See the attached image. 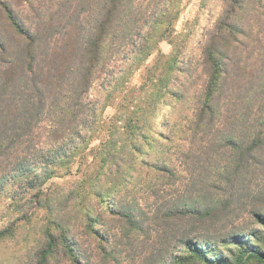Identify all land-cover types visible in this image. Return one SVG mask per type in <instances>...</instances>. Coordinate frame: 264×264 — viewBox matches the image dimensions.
Masks as SVG:
<instances>
[{"label": "rangeland", "instance_id": "obj_1", "mask_svg": "<svg viewBox=\"0 0 264 264\" xmlns=\"http://www.w3.org/2000/svg\"><path fill=\"white\" fill-rule=\"evenodd\" d=\"M6 1L49 52L69 34L91 31L106 3ZM225 1L123 0L76 118L74 108L67 109L70 78L63 84L66 98L51 105L33 135H13L15 114L6 107L13 98L8 94L0 101V231L6 230L0 238V264H222L221 258L226 264H264V223L256 215L264 212V146L247 164L217 141L215 160L202 156L193 164L180 158L190 148L188 128L208 79L204 50L215 39ZM248 1L251 5L237 12L239 24L250 33H238L240 46L246 47L241 64L261 69L260 62L254 63L258 51L253 46L264 53V0H256V17L250 11L255 0ZM0 36L19 45L4 12ZM224 63L235 69L226 58ZM233 78L234 72L227 86ZM229 100L224 93V114L227 110L232 117L224 128L236 126L241 144L236 152L241 154L253 127L264 130V108L258 113L254 108L253 114L244 96L238 105L228 107ZM135 104L145 137L140 130L128 136L123 129ZM66 112L56 128L77 124L75 131L85 141L67 128L59 139L50 136L51 121ZM235 120L238 125L231 123ZM125 138L137 143L136 151ZM75 146L78 153L44 183L35 172L25 177L10 172L13 164L40 166L51 161L47 154L60 148L72 152ZM244 156L250 157V151ZM255 195L261 200L253 202ZM208 209L214 217L198 214ZM240 237L258 244L262 255L245 254L236 242ZM191 239L202 245L206 258L195 246L191 251L186 247Z\"/></svg>", "mask_w": 264, "mask_h": 264}, {"label": "trees", "instance_id": "obj_2", "mask_svg": "<svg viewBox=\"0 0 264 264\" xmlns=\"http://www.w3.org/2000/svg\"><path fill=\"white\" fill-rule=\"evenodd\" d=\"M123 0H106V3L101 7V16L97 19L95 25L88 33L69 34L68 37L62 40L60 46L52 48L51 52L42 50V38L38 34L29 31L23 20L15 13L9 2L0 0V14L4 12L7 25L12 29L14 35L18 38V46L13 47L7 38L0 36V101L10 94L8 98H13L6 103L7 110H10L15 115L12 119L17 125V130L13 132L14 136L21 138L26 135H33L36 132V126L44 117L47 111L51 113L50 107L55 101L60 98H66V93L63 91V84L66 78L69 94V104L67 109L74 108L72 116L76 118L83 105L85 94L90 89L96 75L97 66L101 63L103 57V47L106 40L111 36V31L117 25L120 7ZM224 8V16L215 28V39H211L209 46L204 50V64L208 71V79L206 81L201 102L195 110V115L189 126L190 131L189 144L190 148L180 152L181 162L191 160L193 164L198 163L199 159L204 156L205 160H215V144L220 142L221 147L225 146L235 150L234 155L243 160L246 164L249 161L255 160V156L251 155L254 151L263 149L264 146V130L262 128H254L247 137L249 142L246 151L241 154L236 150L241 151V144L237 139L235 127L231 130L224 128L231 116L227 110L224 114V105L221 98L224 93H227L230 99L228 107L238 105L239 99L243 96L249 101V110L254 114L260 112L264 108V53L257 46L253 49L257 50V62H260L261 69L248 67L246 63L241 64L243 59L242 52L246 47L240 46L238 33L245 37L250 36V33L243 28L238 22L237 12L244 10L251 3L248 0H226ZM256 0L253 2L250 11L253 17L259 15L255 9ZM254 10L256 11L254 13ZM215 40V41H214ZM260 39L257 40V43ZM224 58L231 61L235 65V69H229V66L224 63ZM233 65V66H234ZM234 72V81L227 86V79ZM262 80V81H261ZM154 87V83H151ZM52 94V100L50 95ZM50 101V102H49ZM133 105L129 118L125 121L123 129L128 131V136L134 135L139 131V135L145 137L146 133L141 125V117L137 115ZM231 110V109H230ZM68 112V110H67ZM66 113L63 117H57L51 121L54 125L50 129V136L54 139H59L66 135L67 129H72L70 133L75 134V138L85 141V136L80 132L75 131V126H62L56 128L57 124L64 122ZM0 115H3L0 112ZM232 118V117H231ZM233 125H238V122H231ZM15 127V126H14ZM35 129V130H34ZM64 130V131H63ZM167 140L170 142L173 138L167 135ZM197 137V140H196ZM132 138V137H131ZM127 139L130 150H137V143ZM251 139V140H250ZM245 142V143H247ZM197 143V144H196ZM243 142V144H245ZM72 149L64 150L60 148L55 150L53 154H47L51 161L38 164L27 165L25 163L13 164V176H23L34 173V177L38 174L42 175V183L46 182L57 172L58 167L71 161V158L78 153L79 147L75 146ZM250 151V157L244 156L247 151ZM217 152V151H216ZM232 152H230L231 155ZM60 157V159H56ZM163 164V163H162ZM165 165V164H164ZM215 165V164H214ZM161 167V166H159ZM168 169V166H164ZM222 178H227L221 176ZM41 183V184H42ZM215 188V184H213ZM253 202L260 201L261 198L253 196ZM209 210V209H208ZM261 210H264L262 208ZM200 216L214 217L213 211H207L205 215L198 212ZM264 223V212L260 211L256 214ZM6 230L0 231V238ZM66 238L63 237V240ZM54 241L53 235H49V244ZM237 243H241L245 250L243 251L248 256L260 257L262 255L261 248L258 244L254 245L249 238H238ZM195 243L193 239L188 240L186 247L191 251L193 246L198 248L202 255L206 258V254L202 251V245ZM70 243L67 244L69 247ZM72 251V250H71ZM48 250L44 251V258L47 262ZM46 255V256H45ZM210 262H214L212 258H208ZM222 264H226V259L221 258ZM212 264V263H211ZM215 264V263H213Z\"/></svg>", "mask_w": 264, "mask_h": 264}]
</instances>
